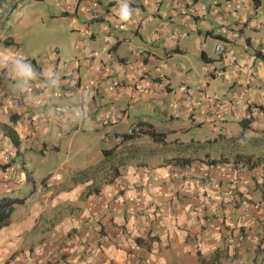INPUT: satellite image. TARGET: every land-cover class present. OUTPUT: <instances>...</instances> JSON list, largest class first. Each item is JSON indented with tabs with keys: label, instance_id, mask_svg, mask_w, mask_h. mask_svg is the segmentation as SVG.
Returning <instances> with one entry per match:
<instances>
[{
	"label": "crops",
	"instance_id": "obj_1",
	"mask_svg": "<svg viewBox=\"0 0 264 264\" xmlns=\"http://www.w3.org/2000/svg\"><path fill=\"white\" fill-rule=\"evenodd\" d=\"M57 6L67 44L35 56L0 32V196L23 198L0 264L263 262L264 0H130L129 22L119 0ZM72 150L87 165L67 164Z\"/></svg>",
	"mask_w": 264,
	"mask_h": 264
},
{
	"label": "rangeland",
	"instance_id": "obj_2",
	"mask_svg": "<svg viewBox=\"0 0 264 264\" xmlns=\"http://www.w3.org/2000/svg\"><path fill=\"white\" fill-rule=\"evenodd\" d=\"M20 4L17 3L15 8L7 13L5 19H0L3 27V30H0L2 35L12 33L16 42L25 45L29 50L33 48L38 51L35 56L50 50L54 43L67 44L71 42L72 36L69 34L75 31L71 28L70 17L61 14L62 8L57 6V0H29L23 5ZM8 6L7 3L0 8V15L5 14L4 10H7ZM50 13H54V16H51ZM20 44L17 47L14 43L10 46L14 51L16 48L23 50ZM74 152L77 153L72 150L68 156L67 164L74 165V168L87 165L91 156L89 154L79 155ZM65 153L66 151L62 149L61 157H64ZM27 161L30 170L33 168L34 162L29 159ZM256 264H264V261L260 262L258 259Z\"/></svg>",
	"mask_w": 264,
	"mask_h": 264
},
{
	"label": "built area",
	"instance_id": "obj_3",
	"mask_svg": "<svg viewBox=\"0 0 264 264\" xmlns=\"http://www.w3.org/2000/svg\"><path fill=\"white\" fill-rule=\"evenodd\" d=\"M253 5L251 4L250 5V8L253 9ZM178 11L182 14H187V13H191V14H200L199 16L201 17H204V13L201 12L200 8L198 7H195L194 4L192 3H189L187 4V2H182L179 6H178ZM214 50L216 52H220V53H223L225 50L221 44V42H217L214 46ZM260 50L263 51L264 50V43L261 44L260 46ZM234 60V57L232 56V54H229L228 56V61L229 63H231L232 61ZM236 69H238V66L235 67ZM206 74H208L209 76H219L221 75L223 72L220 70V69H211V68H206L205 70ZM162 81H158L156 82V84H160ZM74 87L73 85H71V88ZM180 93L181 94H184L185 95V99H186V102H190L192 101L193 99V96L188 92V88H186L185 86H182L181 89H180ZM57 114H61V112L59 113V111H56ZM109 119V117L107 115H103L101 120L103 122H106L107 120ZM139 131V125L136 123V122H133L131 124H129L125 130H124V133L127 134V135H131V134H135ZM4 156H8V153L4 152L3 154ZM224 163V162H223ZM239 172H244L246 170L245 166L242 165L240 166L239 168ZM114 188L116 189V195H118L119 193V189H120V185L118 182L114 183L113 184ZM242 236L241 235H234V236H231L229 238V241H236V240H239ZM38 256L35 255V259H37Z\"/></svg>",
	"mask_w": 264,
	"mask_h": 264
},
{
	"label": "trees",
	"instance_id": "obj_4",
	"mask_svg": "<svg viewBox=\"0 0 264 264\" xmlns=\"http://www.w3.org/2000/svg\"><path fill=\"white\" fill-rule=\"evenodd\" d=\"M25 0H0V8L6 3L9 2L10 3V9L9 10H4L5 14L4 15H0V19H5L7 13L14 8V6L17 3H22ZM1 24L2 21H0V28H1ZM2 43L4 44H12L13 42H11L10 40H6L4 39L2 41ZM6 129V132L8 133L10 139L12 140L13 143H16V137L13 133V131L11 129H9V127L7 125L3 126ZM243 163H246L248 165H252V161L250 157H244L242 159ZM2 167H4V165H1ZM23 202V198L21 197H17V196H12V195H8V194H3L0 196V227L5 225L8 220H9V216L13 210L14 205L20 204ZM134 241L136 244L142 246L144 245L143 240L140 237H136L134 238Z\"/></svg>",
	"mask_w": 264,
	"mask_h": 264
},
{
	"label": "clouds",
	"instance_id": "obj_5",
	"mask_svg": "<svg viewBox=\"0 0 264 264\" xmlns=\"http://www.w3.org/2000/svg\"><path fill=\"white\" fill-rule=\"evenodd\" d=\"M118 16H119V19L122 21V22H129L131 21L132 19V16H133V9L131 8L130 6V0H119V9H118ZM220 42V41H219ZM222 44V43H221ZM260 50V49H259ZM215 51V50H214ZM261 51V50H260ZM264 51V50H263ZM222 54V53H221ZM107 70H109V67H107ZM161 81V80H160ZM158 82V81H155V83ZM193 100V99H192ZM102 123H105L102 121ZM138 125H139V131H140V124L138 122H136ZM131 124V123H130ZM128 126V125H127ZM126 126V127H127ZM125 127V128H126ZM125 130V129H124ZM138 131V132H139ZM137 132V133H138ZM124 133V131H123ZM125 134V133H124ZM136 134V133H135ZM127 135V134H125ZM131 135H134V134H131ZM131 135H128V136H131ZM119 192H120V189H119ZM239 235V234H238Z\"/></svg>",
	"mask_w": 264,
	"mask_h": 264
}]
</instances>
